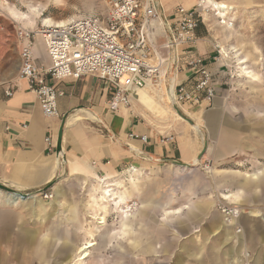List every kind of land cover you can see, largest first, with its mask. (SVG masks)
Instances as JSON below:
<instances>
[{"label": "crops", "instance_id": "obj_1", "mask_svg": "<svg viewBox=\"0 0 264 264\" xmlns=\"http://www.w3.org/2000/svg\"><path fill=\"white\" fill-rule=\"evenodd\" d=\"M198 1L155 0V10L172 23L179 6L193 9ZM255 1L208 3L237 6L231 15L235 22L237 14L250 15L259 5ZM13 25L10 18L0 20V185L30 198L23 201L0 192V264H57L58 255L63 262L74 260L88 242L76 247L68 234L78 230L80 195L93 206L111 196L116 207L136 197L141 206L136 218L161 217L164 223L154 226L121 219L118 239L128 241L137 256L159 255L164 264H242L248 250L252 264H264V87L241 74L243 66L259 76L264 68V10L256 24L243 25L247 32L220 26L215 17L204 14L195 32L196 44L178 48L175 85L192 88L194 77L186 61L197 56L209 64L216 83L211 101L179 111L199 132L184 119L156 117L136 98L129 107L119 105L111 111L109 85L95 75L50 81L62 96L57 98L58 116L45 117L36 97L18 79L22 43ZM216 46L235 52L234 66L227 70L214 62ZM33 54L37 66H49L41 37L34 39ZM168 90L164 86L146 92L156 101L165 96L177 111ZM204 147L200 161L190 169L163 163L192 164ZM200 163L213 164L205 168L209 176L200 171ZM159 178H168L165 183L182 190V207L171 210L170 200L157 196L158 189L144 188ZM216 189L229 205L252 207L238 220L240 234L215 211L211 191ZM43 194L52 197L44 199ZM66 210L67 231L60 228L62 219L51 222ZM160 227L168 234L165 240L154 236ZM180 237L183 241L178 242ZM63 249L72 252L65 257Z\"/></svg>", "mask_w": 264, "mask_h": 264}, {"label": "built area", "instance_id": "obj_2", "mask_svg": "<svg viewBox=\"0 0 264 264\" xmlns=\"http://www.w3.org/2000/svg\"><path fill=\"white\" fill-rule=\"evenodd\" d=\"M101 14L79 17L62 26H40L37 30L23 28L14 23L16 38L22 43L19 52L18 79L25 82L27 90L37 99L45 117H57V98L62 93L50 84L66 79L78 80L95 75L109 85L112 92L108 102L111 111L119 105L129 107L133 91L154 92L167 86L172 66V47L176 50V72L178 48L194 46L197 41L196 29L202 15L217 17L218 3L199 0L193 9L179 6L174 22L167 23L155 10V0H99ZM220 26L233 27L230 14L218 16ZM41 37L49 57L48 67L36 65L33 54L34 39ZM159 38L162 44H159ZM214 62L222 58L221 48L216 46ZM229 69L228 64L222 62ZM206 60L190 58L186 67L194 77L192 88L173 84L172 103L180 111L184 106L211 101L216 94V83ZM264 87V68L260 70ZM230 77H232L230 75ZM7 97L12 96L6 91ZM145 140V137H141ZM171 139V138H170ZM50 145L49 138L46 139ZM50 194H43L49 199ZM227 218L236 222L234 209H223ZM225 217V218H226ZM240 231V230H238ZM250 262L246 254L244 260ZM245 261V264H250Z\"/></svg>", "mask_w": 264, "mask_h": 264}, {"label": "rangeland", "instance_id": "obj_3", "mask_svg": "<svg viewBox=\"0 0 264 264\" xmlns=\"http://www.w3.org/2000/svg\"><path fill=\"white\" fill-rule=\"evenodd\" d=\"M7 5L6 9L4 10V15L0 16V20H6L8 17L10 20H14L16 18L13 16L14 13H18L22 16L23 13L27 11V8L24 6L25 0H6ZM30 1L33 6H36L40 13V18L37 21V28L40 26H46L44 23L45 19H48L54 25H58L59 23L63 22L64 24L67 21L72 19H76L79 17L91 16L101 14L103 11L102 4L99 0H27ZM57 1L59 4H57ZM255 3H258L257 7L252 12H249L250 15H247V12H242L241 14H237L235 17V22L233 28L236 30H240L241 32H247L245 28L243 29V25H246L248 21L250 23L256 24L258 20L263 18V7H264V0H256ZM11 4V5H10ZM238 3H236L237 5ZM261 4V5H260ZM263 4V5H262ZM89 5V6H88ZM9 7V8H8ZM24 7V8H23ZM235 7H228L226 6L227 10L235 9ZM14 9V10H13ZM7 17V18H6ZM73 17V18H72ZM254 22H251V21ZM18 23L22 24L24 19L17 18L15 19ZM48 25V24H47ZM53 25V26H54ZM244 30V31H243ZM228 65L234 66L235 63L233 61H229ZM162 98L164 102H162ZM159 106L164 108L170 107L165 100L164 97H161L159 101ZM162 102V103H161ZM156 105V106H158ZM152 106V104L147 105ZM153 110V107L150 108ZM169 116V117H168ZM176 118L181 120L182 118H178L176 116L170 115L167 113V118ZM167 164V163H166ZM213 166L212 163H207L205 166L201 163L198 165V168L202 173L206 176H209L211 173L207 172L205 169L206 166ZM168 178H159L153 184L148 183L144 186L145 189L153 187L157 192L158 197H166L170 200V209H176L182 207L184 201L182 200V190L178 188L177 185L174 183H165ZM175 189L177 192L175 193ZM111 190L109 194H111ZM221 192V191H220ZM211 197L214 199V209L215 211L221 216V218H225V214L222 213L223 209H233L234 205H229L227 202L220 200L218 195L219 191L213 190L211 191ZM102 196V194H101ZM87 196H79V200H76L78 203H81V208L79 209L78 213V230L74 229V232L71 234L68 232L69 237L74 240V244L76 247H80L86 241L94 240L96 245L92 248L87 250V258L84 260L78 259L79 255L74 257V260L71 261H62V256L57 257V264H164L166 261L162 260L161 256H152L151 255H135L134 250L129 247V242L126 240L118 239L117 230L121 225V219L123 218L124 212L127 211L128 216L124 219H128L131 224H135L136 220H142L143 225H156V224H163L161 217L155 215L154 219L151 216L148 217H138L136 218L135 214L140 210V202L139 200L134 197L131 200L119 203L117 209L115 208V204H113V199L111 196H106L105 198L99 197L100 201H98L97 206H93L90 204L87 199ZM167 199V200H168ZM98 200V199H97ZM109 206V210L106 214H104L105 207ZM239 208V209H238ZM252 207L249 206H237L238 214H237V223L241 216L248 215L249 211ZM123 211V212H122ZM66 212V213H65ZM68 211H64L61 215H56L51 219V222H56L58 220H63L61 222L60 228L67 231L70 230V227L66 224V218H68L69 213ZM95 214L93 218H90V214ZM104 217V224H99V218ZM66 222V223H65ZM239 224V223H238ZM32 221L30 223L29 228H33ZM32 226V227H31ZM235 229L241 230L242 228L240 225H233ZM240 227V228H239ZM158 232L155 231L154 236L156 235L159 239L167 238L168 234L165 232V229L162 227L157 228ZM183 241L180 237L178 242ZM126 246L122 247V246ZM57 249L52 250L51 256L54 257L55 252ZM60 253V252H59ZM245 253L249 256V259H252V254L246 250Z\"/></svg>", "mask_w": 264, "mask_h": 264}, {"label": "bare ground", "instance_id": "obj_4", "mask_svg": "<svg viewBox=\"0 0 264 264\" xmlns=\"http://www.w3.org/2000/svg\"><path fill=\"white\" fill-rule=\"evenodd\" d=\"M16 1V0H15ZM18 1V0H17ZM59 2H62L61 0H58ZM57 1V4H59V2ZM7 1L6 0H0V15H4L3 13H4V10L7 8L6 7V5H7V3H6ZM21 2H24V6H25V8H27V11L25 12V13H23L22 14V16L20 15V14H18V13H14L13 14V16L14 17H16V18H13L14 20H13V22L14 23H17V24H20V23H18L17 21H15V19H17V18H23L24 19V21H23V24H20L23 28H25V27H30V28H35L36 27V24H37V21H38V19L40 18V13L38 12L39 10L38 9H36V6H33L32 4H31V2L30 1H27V0H25V1H21ZM11 5V4H10ZM89 6V5H88ZM216 9L215 10H217V12H218V15H217V17L216 18H219L218 16H220V17H222V18H225V16L227 15V14H230V15H232V10L233 9H230V10H227L226 9V5L224 4V3H221V4H217L216 5ZM9 8V7H8ZM24 8V7H23ZM14 10V9H13ZM9 18V17H8ZM73 18V17H72ZM44 23L46 24V26H53L54 24L53 23H51L48 19H45L44 20ZM48 24V25H47ZM62 25H64V23L63 22H61V23H59L58 25H56V26H62ZM43 26H44V24H43ZM55 26V25H54ZM228 28H232V27H228ZM29 29V28H28ZM37 29H39V28H37ZM37 29H35V30H37ZM32 30V29H31ZM220 48H221V52H222V58L220 59V62L222 63V62H228L229 63V61H235V59H234V51L232 50V49H227V48H223L222 46H220ZM238 63V62H237ZM240 63V62H239ZM245 63V62H244ZM237 65V64H236ZM241 70H242V75H244L246 78H249L250 80H252L253 82H261L262 83V80H261V73H260V76H259V74L257 73H254V72H252L251 70H247L246 69V67H241ZM241 72V71H240ZM257 83V84H258ZM157 93V92H156ZM170 95V94H169ZM134 96H136V97H134ZM133 98H136V103H138L139 105H143V103H145V104H147V105H151L152 104V106L150 107V108H152L153 107V110L156 112V114H158V116H156V117H159V118H162V119H165V120H168L167 119V113H169L170 115H173V116H176V117H178V118H180V115H178L177 114V112L174 110V109H170V108H168V107H166V108H164V107H162V106H159L158 104H159V102H157L152 96H150L145 90H141V91H133L132 92V100H133ZM164 98H165V96H164ZM166 100V99H165ZM170 100L172 101V98H171V96H170ZM162 102H164V99L162 98ZM161 102V103H162ZM165 103V102H164ZM156 105H158V106H156ZM86 115V114H85ZM87 116V115H86ZM90 116V115H89ZM93 116V115H92ZM91 116V118H93ZM76 118L74 117V120H75ZM94 119V118H93ZM78 121V120H77ZM196 131H198V129H197V127L195 126V125H191ZM199 132V131H198ZM198 163V161L197 160H194V164H197ZM135 170V169H134ZM135 172H137V170H135ZM131 178V177H130ZM134 178V177H133ZM137 178V177H136ZM132 180V179H131ZM134 187V186H133ZM129 189V188H128ZM108 191V190H107ZM132 191V190H131ZM103 192V191H102ZM121 192V191H120ZM104 193V192H103ZM8 194V193H7ZM14 199H20V198H15L13 195H11ZM52 197V195L50 196V198ZM21 200V199H20ZM235 206V205H234ZM117 208V207H116ZM184 208V207H183ZM235 211H236V213L238 212V210H237V206L236 207H234L233 208ZM239 209V208H238ZM109 209L107 208V206H106V212L108 211ZM123 212V211H122ZM128 216V214H127V211H125L124 212V215H123V218H126ZM226 217V216H225ZM224 220V222L226 223V224H230V225H234L235 223H236V225H238V223H237V220H236V222H234L233 220L234 219H232V218H224L223 219ZM99 224H104V217H101V218H99ZM236 231V234H240L241 233V230L240 231H238V229H236L235 230ZM94 245H95V243H94V241H88L86 244H84V246H82V248L79 250V253H78V255H79V257H78V259H81V260H84L85 258H87V256L89 255V254H87V250L89 249V248H92V247H94ZM239 257V256H238ZM246 257V253L243 255V259H242V264H245L244 262L245 261H247V259H245L244 260V258ZM248 263H250V264H252V259L250 260V262L249 261H247ZM231 263V262H230Z\"/></svg>", "mask_w": 264, "mask_h": 264}, {"label": "water", "instance_id": "obj_5", "mask_svg": "<svg viewBox=\"0 0 264 264\" xmlns=\"http://www.w3.org/2000/svg\"><path fill=\"white\" fill-rule=\"evenodd\" d=\"M172 53H173V56H172V66H171L170 73H169V92L171 94L173 92L174 68L176 66V59H177L176 58V50H175L174 47H172ZM176 112L187 123H189L190 125H194L188 119H186L185 117H183L178 110ZM204 152H205V147L202 149V151L200 152L198 158L196 159L198 162L200 161V158H201V156H202V154ZM163 163L172 164L174 166H177V167H180V168H186V169H190V168H192L195 165L194 162L192 164H184V163H181V162H178V161H174V160H166V162H163ZM0 192L8 193L9 195H13L15 198H20L23 201H25V200H27V199L30 198V195L29 194H22V193L16 192V191L11 190L9 188H6V187H4L2 185H0ZM71 252H72V249H63L62 250V253H64V256L65 257H68L71 254Z\"/></svg>", "mask_w": 264, "mask_h": 264}]
</instances>
